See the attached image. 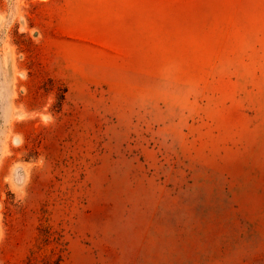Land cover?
Here are the masks:
<instances>
[{
	"label": "rangeland",
	"instance_id": "obj_1",
	"mask_svg": "<svg viewBox=\"0 0 264 264\" xmlns=\"http://www.w3.org/2000/svg\"><path fill=\"white\" fill-rule=\"evenodd\" d=\"M0 264H264V0H0Z\"/></svg>",
	"mask_w": 264,
	"mask_h": 264
}]
</instances>
